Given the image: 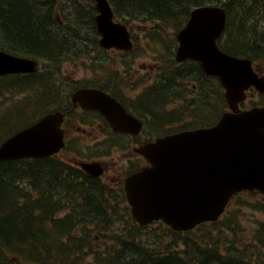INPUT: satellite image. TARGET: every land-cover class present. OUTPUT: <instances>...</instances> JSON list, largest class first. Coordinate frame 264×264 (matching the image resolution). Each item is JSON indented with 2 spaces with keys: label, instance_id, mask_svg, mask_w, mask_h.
Here are the masks:
<instances>
[{
  "label": "trees",
  "instance_id": "obj_1",
  "mask_svg": "<svg viewBox=\"0 0 264 264\" xmlns=\"http://www.w3.org/2000/svg\"><path fill=\"white\" fill-rule=\"evenodd\" d=\"M108 1L123 22L146 19L161 27L174 22L177 28L191 10L221 5L226 13L221 49L264 59V0ZM57 2L0 0V49L20 56L62 57L70 46L52 11ZM89 6L83 9L88 14ZM84 23L92 28V16ZM36 77L11 79V85L29 91L37 86ZM162 230L171 234L167 242L157 237ZM192 233L170 231L160 222L136 227L122 186L103 184L58 156L0 163V264H264L248 251L221 252L214 232L203 240ZM258 238L254 243L264 248V237Z\"/></svg>",
  "mask_w": 264,
  "mask_h": 264
},
{
  "label": "water",
  "instance_id": "obj_2",
  "mask_svg": "<svg viewBox=\"0 0 264 264\" xmlns=\"http://www.w3.org/2000/svg\"><path fill=\"white\" fill-rule=\"evenodd\" d=\"M95 1L100 45L129 49L128 33L112 22L107 2ZM224 23L221 9L193 10L177 35L176 58L195 59L206 73L219 77L232 113L224 114L214 127L157 139L134 149L149 164L124 181L125 198L138 227L161 221L171 230L188 232L199 224L216 221L236 194H264V107L238 110L250 87L264 91V76L253 72L251 61L231 58L217 49ZM37 69L33 61L0 52V76ZM76 96L84 100L82 108L102 114L114 132H139L140 123L113 100L91 91ZM62 118L61 113L47 115L9 138L0 145V162L57 154L64 147ZM80 166L95 178L103 173L99 163Z\"/></svg>",
  "mask_w": 264,
  "mask_h": 264
},
{
  "label": "rangeland",
  "instance_id": "obj_3",
  "mask_svg": "<svg viewBox=\"0 0 264 264\" xmlns=\"http://www.w3.org/2000/svg\"><path fill=\"white\" fill-rule=\"evenodd\" d=\"M82 5L81 0H62L54 9V14L63 23L68 22L69 28L67 29V39L73 40L76 34L80 35L81 39L75 45L73 51H70L63 59H70L69 65H63L65 72L81 71L79 67H75L78 62L87 59V54H84L86 48L85 45L90 40L94 44L89 32L82 29H74L72 27L73 19L76 17L75 6ZM74 12V17L71 16ZM83 19H86V15L80 10L78 15V23L82 28ZM174 22H168L164 30L159 31L162 37L167 42L171 43L175 39H167L172 37L174 31L179 28L173 26ZM128 25L131 28L134 36H142L140 42H136V47L132 56L145 58L150 48H154L156 42L151 41L159 39L158 35L153 32L157 30L156 25L149 22H136L130 21ZM169 25V26H168ZM95 47V46H94ZM149 47V48H148ZM96 49V47H95ZM144 49L145 54L138 55V53ZM97 50V49H96ZM99 53V52H98ZM98 59H106L104 67L106 70L114 68V64L111 59H115L113 53H99ZM156 56H159L157 50L154 51ZM39 59V58H38ZM117 59V58H116ZM261 59V58H258ZM47 60L45 71L57 72L59 67V60L54 64H49ZM263 65L261 62L257 67ZM78 75V74H76ZM38 79V77H37ZM11 83L10 79H0V120L4 125L0 126V140L18 130L19 128L28 125L33 122L35 118L39 117L43 109L47 110V106L40 102L43 97L50 100L52 99L53 87L48 83H52L48 80L41 81L40 86H36L29 91L20 90L15 87L5 91L3 86L6 87L8 83ZM216 86L214 84V93L216 92ZM24 92L25 95L18 96ZM52 94V95H51ZM264 102V97L260 95H252L247 99L245 106H251L252 104H260ZM223 106L221 99L214 94V117L218 114ZM210 110V107H208ZM79 126H72L66 130V147L58 154V158L66 164L77 166L80 162H92L98 161L103 163L106 173L100 178V182L106 185H114L120 187L123 183L126 173L129 169L136 165H142L141 158L137 157L132 149L137 145L132 143L126 137L115 136L107 134L106 129L99 128L96 131L89 133H82V129H78ZM91 131V129H88ZM79 161V162H78ZM78 162V163H75ZM61 212L58 216H63ZM264 227V195L255 194H239L233 199L226 207L225 212L219 218V220L210 225L209 223L203 227H199L193 231V235L203 240L205 235L210 232H214V240L217 244V249L221 252L225 250L238 253L240 250L249 253L251 258L264 261V248L255 240L264 237L262 235V228ZM164 242H167L171 238V234L166 230H162L158 236ZM101 249V248H99Z\"/></svg>",
  "mask_w": 264,
  "mask_h": 264
},
{
  "label": "flooded vegetation",
  "instance_id": "obj_4",
  "mask_svg": "<svg viewBox=\"0 0 264 264\" xmlns=\"http://www.w3.org/2000/svg\"><path fill=\"white\" fill-rule=\"evenodd\" d=\"M114 69L65 72V88H70L64 106L54 111L64 114L62 129L73 125L89 129L106 128L109 123L94 111L83 110L72 96L79 90H96L114 98L142 126L139 134L131 140L142 143L153 140L149 128L163 127L162 136L176 134L214 124V76H208L194 60L178 62L176 59H111ZM89 63V62H87ZM210 107V110H208ZM82 133L87 132L82 129Z\"/></svg>",
  "mask_w": 264,
  "mask_h": 264
},
{
  "label": "bare ground",
  "instance_id": "obj_5",
  "mask_svg": "<svg viewBox=\"0 0 264 264\" xmlns=\"http://www.w3.org/2000/svg\"><path fill=\"white\" fill-rule=\"evenodd\" d=\"M47 9H48V8H47ZM47 25H48V24H47ZM47 30H48V29H47ZM56 37H57V36H56ZM16 173H17V172H16ZM15 183H16V182H15ZM26 186H27V185H26ZM10 187H11V186H10ZM21 188H22V187H21ZM173 262H174V261H173ZM174 263H175V262H174ZM174 263H173V264H174Z\"/></svg>",
  "mask_w": 264,
  "mask_h": 264
}]
</instances>
